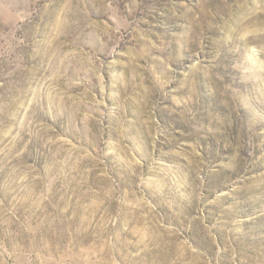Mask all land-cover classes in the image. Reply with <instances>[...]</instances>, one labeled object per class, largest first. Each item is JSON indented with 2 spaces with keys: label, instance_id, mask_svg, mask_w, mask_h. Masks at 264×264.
Here are the masks:
<instances>
[{
  "label": "rangeland",
  "instance_id": "rangeland-1",
  "mask_svg": "<svg viewBox=\"0 0 264 264\" xmlns=\"http://www.w3.org/2000/svg\"><path fill=\"white\" fill-rule=\"evenodd\" d=\"M0 264H264V0H0Z\"/></svg>",
  "mask_w": 264,
  "mask_h": 264
}]
</instances>
